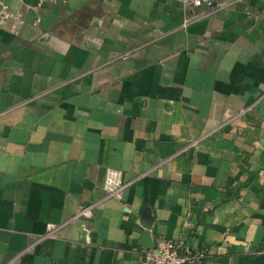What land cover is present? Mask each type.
I'll list each match as a JSON object with an SVG mask.
<instances>
[{
    "label": "crops",
    "instance_id": "obj_1",
    "mask_svg": "<svg viewBox=\"0 0 264 264\" xmlns=\"http://www.w3.org/2000/svg\"><path fill=\"white\" fill-rule=\"evenodd\" d=\"M218 1L8 0L0 264H141L146 221L183 264H264V0Z\"/></svg>",
    "mask_w": 264,
    "mask_h": 264
},
{
    "label": "built area",
    "instance_id": "obj_2",
    "mask_svg": "<svg viewBox=\"0 0 264 264\" xmlns=\"http://www.w3.org/2000/svg\"><path fill=\"white\" fill-rule=\"evenodd\" d=\"M185 7L204 5L212 7L221 5L218 0H181ZM20 21V10L13 8L8 0H0V26L14 29ZM124 182L121 179V170L115 167H106L103 178V190L106 196L120 197ZM92 205H83L72 213L70 218L87 217L91 214ZM195 253L194 256H200ZM193 254H180L178 243L170 238L159 237L152 247L141 250V264H183L186 258L194 257ZM10 264V263H4Z\"/></svg>",
    "mask_w": 264,
    "mask_h": 264
},
{
    "label": "water",
    "instance_id": "obj_3",
    "mask_svg": "<svg viewBox=\"0 0 264 264\" xmlns=\"http://www.w3.org/2000/svg\"><path fill=\"white\" fill-rule=\"evenodd\" d=\"M149 225H150L149 221L148 222L146 221L143 223L144 230H143L142 235H141L142 241L140 243L145 247H152V245H153V241L151 240V238L149 236V230H148Z\"/></svg>",
    "mask_w": 264,
    "mask_h": 264
}]
</instances>
